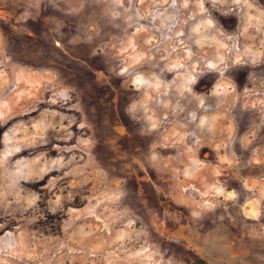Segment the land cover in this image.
I'll return each mask as SVG.
<instances>
[{"label": "rangeland", "instance_id": "rangeland-1", "mask_svg": "<svg viewBox=\"0 0 264 264\" xmlns=\"http://www.w3.org/2000/svg\"><path fill=\"white\" fill-rule=\"evenodd\" d=\"M0 264H264V0H0Z\"/></svg>", "mask_w": 264, "mask_h": 264}]
</instances>
